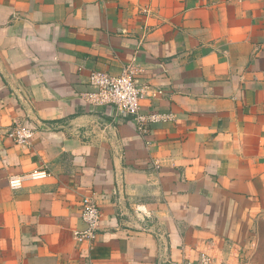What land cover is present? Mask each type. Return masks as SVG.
I'll use <instances>...</instances> for the list:
<instances>
[{
    "label": "crops",
    "instance_id": "0c3cea01",
    "mask_svg": "<svg viewBox=\"0 0 264 264\" xmlns=\"http://www.w3.org/2000/svg\"><path fill=\"white\" fill-rule=\"evenodd\" d=\"M125 67L171 121L139 133L86 99L91 71ZM261 220L264 0H0V264H256Z\"/></svg>",
    "mask_w": 264,
    "mask_h": 264
},
{
    "label": "built area",
    "instance_id": "2783aa9c",
    "mask_svg": "<svg viewBox=\"0 0 264 264\" xmlns=\"http://www.w3.org/2000/svg\"><path fill=\"white\" fill-rule=\"evenodd\" d=\"M91 90L84 93L86 99L94 106L112 105L125 115H130L139 133H145L151 126L166 123L173 119L170 112L142 111L140 102L145 96H155L160 93L151 89L147 84H139L127 67L118 74H110L101 70H93L88 75ZM148 91H153L151 94ZM11 138L16 144H26L33 136L29 128L15 124L11 127ZM48 173L45 170H34L24 175H12L8 178V185L12 189L20 187L25 179H42ZM83 228L74 232L78 243L92 245L96 239L101 222V210L94 198L83 197L80 210ZM181 264H214V259L207 252L199 253L197 259H186Z\"/></svg>",
    "mask_w": 264,
    "mask_h": 264
},
{
    "label": "rangeland",
    "instance_id": "374dc122",
    "mask_svg": "<svg viewBox=\"0 0 264 264\" xmlns=\"http://www.w3.org/2000/svg\"><path fill=\"white\" fill-rule=\"evenodd\" d=\"M256 246L253 261L256 264H264V221H258L255 231Z\"/></svg>",
    "mask_w": 264,
    "mask_h": 264
}]
</instances>
